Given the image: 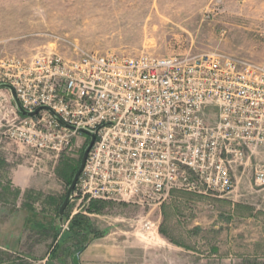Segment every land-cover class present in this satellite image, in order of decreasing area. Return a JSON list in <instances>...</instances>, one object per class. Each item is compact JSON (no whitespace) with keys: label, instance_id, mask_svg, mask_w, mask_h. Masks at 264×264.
I'll use <instances>...</instances> for the list:
<instances>
[{"label":"built area","instance_id":"built-area-1","mask_svg":"<svg viewBox=\"0 0 264 264\" xmlns=\"http://www.w3.org/2000/svg\"><path fill=\"white\" fill-rule=\"evenodd\" d=\"M15 104L2 132L39 158L95 132L73 198L154 209L175 191L224 196L240 167L264 188V64L223 51L160 56L76 47L0 60ZM147 221L143 229H151Z\"/></svg>","mask_w":264,"mask_h":264},{"label":"rangeland","instance_id":"rangeland-1","mask_svg":"<svg viewBox=\"0 0 264 264\" xmlns=\"http://www.w3.org/2000/svg\"><path fill=\"white\" fill-rule=\"evenodd\" d=\"M76 47L160 56L217 50L264 64V0H0V60L46 49L71 55ZM13 104L11 92L1 89L0 264H74V255L84 250L83 231L77 229L78 237L70 231L77 217L85 219L89 243L106 236L110 242L135 241L154 247L158 233L172 242L173 222L186 225L187 214L198 200L195 203L192 196H185L180 202L172 201L176 192L189 193L185 191H175L154 209L76 197L61 222L59 206L88 140L79 136L67 152L36 158L28 148L2 134L11 128ZM23 167L32 168L29 187L16 186L10 179L14 168ZM236 179L240 183L237 209L244 215L236 222L249 226V215L258 206L259 214L264 215V205L252 198L263 194L264 188L254 185L251 166L240 167ZM223 209L229 214L232 207L228 203ZM261 219L259 231H264V216ZM147 221L152 226L149 230L143 229ZM250 236L248 233V240ZM230 262L264 264V260ZM178 264H218V260H179Z\"/></svg>","mask_w":264,"mask_h":264},{"label":"crops","instance_id":"crops-1","mask_svg":"<svg viewBox=\"0 0 264 264\" xmlns=\"http://www.w3.org/2000/svg\"><path fill=\"white\" fill-rule=\"evenodd\" d=\"M3 162H0L1 165ZM31 170L32 168L28 167L14 168L10 174L12 184L29 187L32 179ZM239 186L240 183L232 192L224 196L176 192L172 198L173 202H180L185 196H192L195 203L198 200V205H194L192 213L188 212L186 225L179 226L174 222L171 224L172 242L160 233L155 248L135 241H126L127 243L122 244L110 242L108 237L104 236L94 239L80 253V263L173 264L175 262L178 264L179 260H218V264H228L231 263L230 260H264V231H259V223L264 215L259 214L258 206L249 215V226L239 225L236 222L244 218L237 209L240 207L237 204L239 194L236 193ZM252 198L257 205L259 203L264 205V193ZM228 203L232 207L229 214L223 209ZM262 211L264 213V208ZM253 228H255L254 232L248 231ZM198 232L202 233L201 237L197 236ZM248 233L251 234L249 240ZM245 241L249 242L244 244ZM197 242L199 245L202 243V246ZM43 261L45 260L38 262Z\"/></svg>","mask_w":264,"mask_h":264},{"label":"water","instance_id":"water-1","mask_svg":"<svg viewBox=\"0 0 264 264\" xmlns=\"http://www.w3.org/2000/svg\"><path fill=\"white\" fill-rule=\"evenodd\" d=\"M1 89H7L11 92V95H12V98H13V102L16 106V108L18 109V111L23 114V115H28V116H35L38 111L41 109L40 108H37L36 110L34 111H27L25 110L21 104L19 103L18 99H17V96H16V92H15V89L8 83H0V90ZM82 133H84L88 138H89V141L86 145V148L84 150V153H83V156H82V159H81V164L78 168V170L76 171L69 187H68V191H67V194H66V197L63 201V203L61 204L60 206V209H59V215H60V221L63 222V218H64V214H65V210L67 209V207L69 206L70 202L72 201V198H73V193H74V190H75V187H76V184H77V181L84 169V166H85V163H86V159H87V155L91 149V147L93 146L94 142H95V138H96V134L95 132H92L86 128H81L80 129ZM73 263L74 264H81L80 263V254L77 253L74 255L73 257Z\"/></svg>","mask_w":264,"mask_h":264},{"label":"trees","instance_id":"trees-1","mask_svg":"<svg viewBox=\"0 0 264 264\" xmlns=\"http://www.w3.org/2000/svg\"><path fill=\"white\" fill-rule=\"evenodd\" d=\"M79 218L80 217H77V218L73 219V221L71 223L70 231L76 237H78V233H79L80 230L83 231V233L81 234V240L83 242L82 243V246H81V250H83V249H85L90 244L89 241H87V238H86V235H85L86 234L85 228H87L88 226L84 223L85 222V219L84 218H81V219H79ZM77 229H79V231H77Z\"/></svg>","mask_w":264,"mask_h":264}]
</instances>
